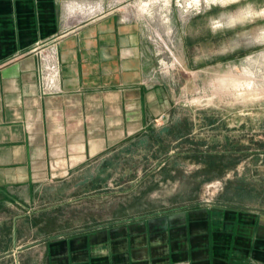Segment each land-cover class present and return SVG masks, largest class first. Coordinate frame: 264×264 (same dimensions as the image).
I'll use <instances>...</instances> for the list:
<instances>
[{
    "label": "crops",
    "instance_id": "0c3cea01",
    "mask_svg": "<svg viewBox=\"0 0 264 264\" xmlns=\"http://www.w3.org/2000/svg\"><path fill=\"white\" fill-rule=\"evenodd\" d=\"M109 3L0 0V264H192L190 230L181 239L177 225L184 221L177 224L175 214L168 222L166 215L149 214L80 226L57 211L65 184L79 185L70 179L75 170L106 155L113 120L140 128L154 123L144 80L157 58L142 21L124 20L117 9L80 22L87 14L82 9ZM52 40L62 91L43 95L33 49ZM189 122L188 137L198 139ZM225 207L231 215L243 209L223 203L216 210ZM187 212L207 231V209ZM248 248L244 255L216 248L212 262L264 264L257 260L264 238L253 237Z\"/></svg>",
    "mask_w": 264,
    "mask_h": 264
},
{
    "label": "rangeland",
    "instance_id": "374dc122",
    "mask_svg": "<svg viewBox=\"0 0 264 264\" xmlns=\"http://www.w3.org/2000/svg\"><path fill=\"white\" fill-rule=\"evenodd\" d=\"M216 1L109 0L124 20L142 21L151 42L157 62L144 83L155 119L144 128L113 120L106 155L75 170L70 179L79 185L65 184L57 195L64 221L94 226L153 214L168 222L175 214L177 224L184 221L181 239L190 230L192 264H213L216 248L244 255L253 237L264 238V0ZM245 71L259 95L234 83L245 81ZM186 119L221 162H197L185 154L188 143L162 133L168 160L151 140V128L158 133ZM226 193L243 208L234 215L216 210ZM195 206L208 211L207 231L203 221L188 220Z\"/></svg>",
    "mask_w": 264,
    "mask_h": 264
},
{
    "label": "built area",
    "instance_id": "2783aa9c",
    "mask_svg": "<svg viewBox=\"0 0 264 264\" xmlns=\"http://www.w3.org/2000/svg\"><path fill=\"white\" fill-rule=\"evenodd\" d=\"M116 1V0H115ZM109 7H90L84 20L94 19L104 13L112 12L118 9L116 2ZM40 57V91L43 95H55L62 91L60 84V61L57 43L55 40L38 45L33 49Z\"/></svg>",
    "mask_w": 264,
    "mask_h": 264
},
{
    "label": "trees",
    "instance_id": "16d2710c",
    "mask_svg": "<svg viewBox=\"0 0 264 264\" xmlns=\"http://www.w3.org/2000/svg\"><path fill=\"white\" fill-rule=\"evenodd\" d=\"M187 120V121H186ZM185 122L180 123L179 125H169V127H166L164 129H162L160 132H156V130H151V132H153V135H151L153 137V139L151 138L152 141L157 142V144H159L160 148L162 149V151L165 153V156L168 158V160L170 159L169 155H168V146L165 143V136L169 135L170 137L175 138V140L180 141V145L184 143H188L189 146L187 147L189 149V153L187 154V156L191 157L193 160L197 161V162H203V163H208L209 160L210 162H221V157H219V155L217 153L213 154L212 151L208 150V149H204V145H205V141H202L200 139H194V138H189L188 135L191 133L192 128H191V124L189 122L188 119H186ZM165 134V136H163V134ZM158 134L156 137L155 135ZM179 147V146H177ZM239 149H241V151H246V147H243L242 145L239 147ZM212 164V163H211ZM214 165V164H213ZM199 173H203V174H207V172L205 170L199 171ZM207 177V175H205ZM232 183V181L227 182ZM228 188V187H227ZM228 193L224 194L223 198L220 199V201L226 202V203H230V204H237L236 206H241L239 205L240 203L234 202L233 200H231V198L229 197V195H227ZM233 194V193H232Z\"/></svg>",
    "mask_w": 264,
    "mask_h": 264
},
{
    "label": "bare ground",
    "instance_id": "6f19581e",
    "mask_svg": "<svg viewBox=\"0 0 264 264\" xmlns=\"http://www.w3.org/2000/svg\"><path fill=\"white\" fill-rule=\"evenodd\" d=\"M196 1V3H200L202 0H195ZM218 1V0H217ZM216 1V2H217ZM219 1H221V2H229V1H237V0H219ZM149 2L150 1H145V2H143L144 4H143V8H142V10H145L146 9V6H148V4H149ZM82 12H84V13H87L86 12V10H84V9H82L81 10ZM246 72V74L248 75V77L245 79V81H241L240 79H238V80H234V83L237 85V86H241V84H243V86H247L248 88H249V91L248 92H250V93H254V94H258V93H260V91H258V90H254L253 89V85L255 84V82H254V75L252 74V72L251 71H245ZM244 76V75H243ZM240 77V76H239ZM244 82H245V84H244ZM235 85V86H236ZM242 86V87H243ZM246 87V88H247ZM259 89V88H258ZM240 90V89H239ZM262 92H263V90H262ZM240 93V92H239ZM241 94H244V93H241ZM246 94V93H245ZM251 95V94H250ZM253 95V94H252ZM259 95V94H258ZM246 96V95H245Z\"/></svg>",
    "mask_w": 264,
    "mask_h": 264
}]
</instances>
